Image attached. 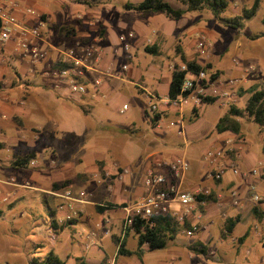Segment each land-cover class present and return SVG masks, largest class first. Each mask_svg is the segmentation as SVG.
<instances>
[{
  "label": "crops",
  "instance_id": "crops-1",
  "mask_svg": "<svg viewBox=\"0 0 264 264\" xmlns=\"http://www.w3.org/2000/svg\"><path fill=\"white\" fill-rule=\"evenodd\" d=\"M13 4H17L18 8H14ZM79 4L82 7V9H80L81 11H79L76 19L73 18L71 23H69L73 27L68 28V30H63L64 27L61 24H63L64 18H67V15L69 14L65 12L63 8L61 10L58 9L56 14H53L55 12L52 11V16L49 17L45 14L46 12L43 11V14H41L42 17L39 18L38 14L37 16L27 14V10H33L35 12L42 10V8L36 5L34 0H0V8H4L8 12H11L21 23L26 24V26L30 28L38 27L40 31L44 33L45 37L44 39L42 35V39L37 43L39 48L43 51L44 57L36 64L30 63L22 53L16 52L14 42L0 44V144L4 145L6 148L5 150H0V211L2 212L0 218L4 215L5 208L13 210L17 207V203L22 200V197L26 196H24L23 193L25 192L24 189H41V185L39 186L38 184L30 182L33 177L27 171L30 167L27 169H19L13 165V161L11 160V157L14 154L13 152L20 151L19 156H25L36 151L35 153L37 157L34 161L38 164V158H40V153L42 151L47 152L48 149H50L52 152H57L59 145L63 143L66 145V148L71 150L74 148L72 146H75L77 148L76 152L79 151L82 155L87 153V150L89 151V149L86 148V142L84 140H82V142L79 141L85 136H80L79 131L77 132L74 130L69 132V141L60 140L59 134H62L60 125L61 121L55 116L58 99L65 102V104H62L61 106L66 111L73 112L74 109H79L86 115H92L93 111H95L98 100L120 95L123 92L125 89L124 83L127 80L126 77H128L129 80L133 79L134 74H143V71L140 68L139 72L136 71L134 67L132 69V66L136 65L135 61L138 59L137 51L139 48L155 47L157 53L154 55H163V44L174 36V31L178 24V22L175 23V21H170L169 18L164 17L162 14L155 13L144 15L139 13V16L137 15L133 20L135 21L138 18L136 24L139 29L141 28V31L137 33V30L135 32L130 28V24L134 22L126 21L125 19L127 17L131 18L133 15L123 17L119 21H116L112 19L114 16L113 11L106 7V5L103 6L105 10L103 11L95 7L93 4ZM107 5H109V3ZM99 11L107 16L105 20L107 27L106 37L101 39L97 36L93 40L97 38V47H99L103 54V60H101L99 68L97 67L98 71H94L88 76V94L80 97L79 95L72 94L66 84L62 81L58 74L59 69L61 68L60 63L64 60V52L69 49H76L78 44H85L84 42H87V40L91 41L89 39L92 34L90 31L91 28L87 27H94V24L96 23L94 20L96 18H104V15L99 14ZM45 16H47V18ZM120 21L122 23L119 25L118 22ZM59 24L61 26H59ZM62 30L66 35L73 36L71 48L66 51L61 49L62 44H60V38L58 37L59 33H57ZM130 32L134 33L135 38L129 40L131 49L129 53H125L122 49L120 39L122 36H125ZM89 41L88 43H90ZM252 43L254 44V48L264 50L263 37L256 41H252ZM182 56H184L183 53H181V60ZM127 58H133L134 62H131L132 64L127 63ZM123 60L125 62H121ZM252 60L259 61L256 57ZM197 62L199 65L205 66V60H199ZM124 64H128L129 66V69L126 72H122L121 70ZM180 64H182V61L178 62L173 59L166 67L161 65V70L159 72L156 71L157 74H152L153 78H155L154 81L159 88L156 91L152 90L151 92H147L146 88L143 86H140V89L142 93L149 95L150 102H156L158 107L161 105V101L164 100L161 107H163L166 115L169 117L166 119L170 122L169 127H182L185 131L183 115H180L179 112L174 111L171 107H167L165 104L166 100L169 98L168 91L170 81L172 80V68H174V65L176 67ZM250 67L254 70L257 68L254 65H250ZM109 68L118 71L121 76L124 75V78H109L103 76L101 71H105ZM149 68L152 69L153 65L149 66ZM143 70L144 72L147 71L146 68ZM126 73L128 74L126 75ZM97 79H99L101 83L100 86L95 85ZM125 106L128 105H123L121 110L122 114L124 111L130 109L128 106V109L124 110ZM188 107H190V105L186 106L184 110ZM174 114L181 118L173 121L171 117H173L172 115ZM146 116L149 124L152 125L150 119V117L153 116L152 112H147ZM165 118L166 117L163 116L160 119L161 125ZM199 118L198 121L200 120ZM195 124L190 125L189 128ZM132 126L133 125L129 126L127 129H119L121 132H127L132 129ZM262 130L263 129L261 128L260 138L257 140L250 139L242 128L240 135L227 132L218 134V138L214 141L215 146H219V149L224 150L225 152H233L232 157L227 154L225 160H222V162L219 163V167L224 168V175H222L221 181L212 180L211 176H207L208 172L202 174L204 169L208 168L207 163H205V166H201L198 161L195 163L194 161L190 162L188 159L191 165V172L186 175V181L183 180L181 183L183 190H188L189 192L195 191L191 189V186L193 187L197 184V181L200 180V183L206 184V186L200 188L208 189L211 192L210 195L213 196V200L209 202L205 201V203L196 211L187 215L185 225L175 223L174 219H171L169 216L160 218L167 219V224H163L164 228H167V226L170 225L174 230L172 234L173 240L168 241L166 246L171 247L170 250L172 251L173 256L172 258L168 257V259L171 260L172 264H176V262L182 259V256H187L188 251L192 254L191 260L193 264H214L216 262L221 264L224 262L223 260L216 259L210 261V259L218 253L224 258H226L227 254H236L238 256L241 253L240 251H242L244 257L242 259L246 262L244 264H264V246L260 237V233L264 232V216H257L255 214V209H258L263 213L264 211L262 205L256 204L252 201V195L254 193L259 194L264 199V138ZM240 139L244 140V143L241 144ZM72 153H75V151L72 150ZM167 153L171 154V152ZM45 155L41 156L44 157ZM172 155L174 156V154H171V156ZM151 156L147 155L144 163L148 162L147 160H149ZM55 157L56 156H52V159L56 160ZM230 161L238 163L241 171L248 175L246 177L242 174L235 176L229 168ZM119 162L120 161H118V163H110V165L105 167L103 171H99L97 167H94L93 170L89 172L88 179L86 178L87 174H81L78 176L79 179L82 178V180H84L82 185L73 182V184L67 186L72 189L79 199H84L83 203H74V209L80 217L81 224L75 225L72 230L77 232L79 238L81 234L78 232V227H80L81 232L87 230L88 233L86 231L85 234L95 237V239H98L99 243L102 244L105 237L101 236L99 231H97V224L108 221L112 225L111 238L115 250L110 253L102 254L101 258H96L95 252L92 250L89 255L91 259H86L90 264H102L103 261L108 260L113 255L117 258L119 246L117 239H119L120 242L125 240V249L132 253L130 255H119L118 259L120 257L126 258L129 256H137L140 259L145 257L146 252L150 251L148 248L149 246L146 244L141 248L142 253L137 254L139 240L134 231L131 230L130 233H128V237L126 234L125 238H122V231L125 224V213L123 209L127 206L135 205L145 198L148 190L143 184V178H146L148 173L162 172L166 174L169 180H171L170 171L166 168H159V164L156 165V169L152 168L151 162H148L149 165L147 163L144 164L149 167L145 176L140 180V176H134L132 174L133 170L131 168L124 166ZM36 166L37 165H35V167ZM254 169L259 170L258 176L252 175ZM103 172L107 176L105 179L102 178ZM230 173H232V176H229ZM64 181L65 179H62L54 184H67V182L65 181V183ZM252 188H254V191ZM63 189L64 188L55 189L53 192L61 193ZM53 192H51V194ZM236 192L238 194L233 196V193ZM82 193L85 196L81 198L80 195ZM52 196L54 198L52 200H46L44 204L46 205L47 211L48 208H51L56 212V215L54 219L51 217V221L45 229L49 232L52 245H54V241L57 242L59 239H62L65 230H67L66 228L63 229L67 222L61 224V221L69 214V211H67L66 208L61 209L65 205L64 200L53 194ZM4 197H7L6 199H8L6 202L7 204L3 203L2 199H4ZM31 198L36 199L38 196L33 195ZM35 205L36 204L34 203V205L30 207L31 213H33V206ZM109 205H112V207L103 213L100 214L97 211L99 206ZM170 209L172 211H180V207L177 204L170 205ZM112 214H114V216H116V214L120 215L118 217L120 219V228L117 229V232L116 229H114L116 221L111 218ZM105 216H107L106 219ZM53 220L56 221V226L54 227L52 225ZM232 223L234 224L232 231H227ZM195 225L198 226V230L193 233L192 237H189L185 230H191ZM39 228L35 229L36 233H41V228ZM235 232L240 234L239 239L235 238ZM197 234L199 236H197ZM183 235L192 239L190 245L185 243ZM131 237L136 239L137 245L133 251L128 248V240ZM181 239L183 240L181 241ZM63 240L65 246L68 244L71 246L75 245L69 242L70 239L68 238H63ZM228 241H230L231 246H234L233 249L225 245ZM182 246H187V251L185 250L182 252L178 249ZM82 249H85V251L88 249L97 250L96 247L92 248L89 247V245L83 246ZM198 257H203L205 259L202 261L197 259ZM79 259L82 258H78L77 262ZM117 260L116 264H118ZM140 264L145 263L142 261ZM158 264L170 263L169 261L164 260ZM225 264L239 263L230 261L228 263L225 262ZM240 264L243 263L240 262Z\"/></svg>",
  "mask_w": 264,
  "mask_h": 264
},
{
  "label": "rangeland",
  "instance_id": "rangeland-1",
  "mask_svg": "<svg viewBox=\"0 0 264 264\" xmlns=\"http://www.w3.org/2000/svg\"><path fill=\"white\" fill-rule=\"evenodd\" d=\"M34 1L38 7L42 8L41 11H36L39 18L42 17L41 14H43V11L46 12L45 14L48 17L52 16V11L55 12L53 14H56L57 10H61L62 8L65 12L69 13L67 18H64L63 24H61L64 29L67 30L68 28L73 27L69 23H71L73 18L76 19L79 11H81L80 9H82L79 4L81 2L78 0ZM89 1L92 2L95 7L103 11H105L103 6L106 5V7L113 11L114 16L112 19L116 21L129 15L133 16L131 18H125L126 21H133L137 15L139 16V13L137 11L126 10L124 5H127L128 3L139 4L143 2V0ZM165 1L170 3L176 10L185 7L175 0ZM227 1L230 6L221 14L220 18H216L209 10L198 13H187L182 18L181 22H178L176 25L174 36L163 44V55L155 56L154 54H149L145 52V48L140 47L137 51L138 59L135 61L138 68L136 65H133L132 69L134 67L138 72L141 69L143 74H134L133 79L129 80L128 77L125 76L127 80L124 83L125 89L123 92L120 95L98 100L95 111H93L92 115H86L79 109H74L73 112L66 111L61 106L62 104H65V102L58 99L55 116L61 121L60 125L62 134H59L60 140L69 141L70 137L68 136V133L74 130L77 132L79 131L80 136L85 135L79 141L82 142V140H84L86 142V148L89 149V151L87 150V153L82 155L81 152H76L77 148L75 146H72L74 147L72 150L75 151V153H72V150L66 148V145L63 143L59 145L57 152H52L48 149L47 152L42 151L40 153L38 164L36 163L37 166H31L27 171L33 176L30 182L38 184L39 186L41 185V189H24L25 192L23 193L24 196H26L22 197V200L17 203V207L13 210L5 208L4 215L0 218V264H33L34 260L41 262L51 251L55 252L58 257L67 264H77L78 258L85 260L91 259L89 255L92 250L95 252L96 258H101L102 254L110 253L115 250L111 238V223L103 225L101 222L96 226L100 235L105 237L101 244L98 239H95V237L85 234L87 230L81 232L80 227H78V232L81 234L80 238L77 232L72 230L75 225L81 224L79 215H76L73 219L74 224L68 222L63 228H66L67 230H65L62 237L64 239H70L69 242L75 245L71 246L68 244L65 246L63 238L59 239L60 241H54V245H52L51 238L49 237L50 234L45 229L51 221V216L49 215L44 202L54 198L51 192L54 191L55 188L53 185L57 181L65 179L67 185H71L73 182L82 185L84 180H82V178L79 179L78 176L81 174H87L86 178L88 179L89 172L92 171L94 167H97L99 171H103V169L109 166L110 163H118V161L124 166L131 168L133 170L132 174L134 176H140L141 180V178L145 176V173H147L149 167L144 164L147 163L149 165L148 162H151L152 168L156 169L155 167L157 164L172 161L176 157H185L186 159H189L190 162L194 161L195 163L198 161L201 166H205V163H207L208 168L204 169L202 174L208 172V177L215 173V168L205 156L210 150L220 148L214 144V141L218 138L219 134L216 131V125L219 119L224 116L231 106L244 109L247 101L250 99L251 89L264 88V50L254 48V44L252 43V41L260 39L261 37L256 39L255 37L262 35L264 32V0H259V9L257 10L255 17L251 20L245 19L244 27L241 30L230 28L226 21L241 16L242 9L252 8L256 0ZM108 3L109 5H107ZM99 14L104 15L101 11H99ZM47 16L45 17L47 18ZM163 16L166 17L165 15ZM106 17L107 16L104 15V18H96L94 20L96 22L94 24L95 26L87 27L91 28L90 31L92 34L89 37L91 41L87 40V42H84L85 44L80 43L81 45L93 44L97 46V38L95 40L93 39L97 36L101 39L106 37ZM137 20L138 18L133 21L134 23L130 24V28H132V31L136 32L137 30V33H139L141 28L139 29L137 26ZM169 20L175 21L170 18ZM121 23V21L118 22L119 25ZM61 25L59 24V26ZM63 30L61 32L58 31L57 33H59V35H57L60 38V44H62L61 49L66 51L71 48L73 36L66 35ZM42 35L44 37V33H42ZM203 36L207 38L208 43L210 44L208 51L209 57H204L200 54L198 55V52L196 51V44H198ZM88 41L90 43H88ZM181 53L192 61L205 60V65L211 64L212 72L219 74V82H217V87H219V89H226L225 85L232 80L238 81L236 87L231 90L233 96L229 100L225 97L219 96L214 105L202 104L199 106V121L198 119H194L195 116L193 115V109L191 106L185 109L183 114L185 131L182 134V127H169L170 122L169 120H166L169 117L166 115L163 107H161L164 100L161 101V105L158 107V113H162V117H166L161 128H154L153 125L149 124L146 114L147 112L151 113L150 97L149 95L142 93L140 89V86L145 87L147 92L159 89L152 74H157L156 71L159 72L162 66L166 67L173 59L181 62ZM255 57L259 61L252 60ZM126 60L127 63L134 62L133 58H127ZM121 62L125 61L123 60ZM151 65H153L152 69L149 68ZM250 65H254L257 68H255V70L247 71L246 68L249 69ZM145 68L146 70L149 69L144 72L143 69ZM127 74L128 73H126V75ZM120 77L124 78V75ZM124 104L128 105L130 109L124 111L122 114L121 110ZM172 116L171 119L173 121L181 118L180 116H175V114ZM241 120L242 130L246 132L250 139L257 140L260 138L261 128L258 125L251 122L246 117ZM192 124L195 125L189 128ZM131 125H133L131 127L132 129L127 132H121L119 129H127ZM2 149L5 150L6 148L4 145L0 144V150ZM167 152H171L174 156L172 155V157L171 154ZM226 152H228V156H233V152ZM13 153L14 154L11 157L12 161L15 160L16 156L20 155V151H15ZM41 155L45 156L42 157ZM147 155L152 156L147 160L148 162L144 163ZM52 156H56V160H53ZM36 157L37 155L35 156V159ZM229 176H232V173H230ZM106 177L107 176L103 172L102 178L105 179ZM186 179L187 176L184 180L186 181ZM143 182L145 185V177L143 178ZM200 182L201 181L198 180L197 184L193 187L191 186V189L197 190L202 186H206V184ZM33 195L38 196V198H31ZM5 198L7 197H4V199ZM33 202L36 205L33 206L34 210L33 213H31L30 207L34 205ZM119 216V214H116V216H114V214L111 215V218L116 221L114 228L116 229V232L117 229L120 228ZM106 217L107 216H105V219ZM39 227L41 228V233H36L35 229ZM106 229L108 230L107 233ZM235 233V238L239 239L240 234L238 232ZM197 236L199 235L197 234ZM183 239L188 245L192 242V239L188 238L186 235H183ZM183 239H181V241ZM88 245L92 248L96 247L97 250L88 249L85 251V249H82L83 246ZM225 245L231 249L234 248L233 245L231 246L230 241ZM128 246V248L133 251L137 247L136 239L131 237L128 240ZM170 248L171 247H166L163 250L155 252L148 251L142 259L137 256H129L126 258L120 257L118 259L119 255L117 258L113 255L108 260L103 261L102 264H108L110 259H118V264H140L142 261L145 264H158L164 260L169 261V263L172 264L171 260L168 259V257L172 258L173 256ZM187 248V246H182L178 249L184 252L185 250L187 251ZM240 252L241 253L238 256L236 254H227L226 258L218 253L212 257L210 261L218 259L224 261L221 264L230 261L239 264L241 262L244 264L246 262L242 259L244 258L242 251ZM187 254V256H182V259L176 262V264H193L191 260L192 254L189 251ZM197 259L203 261L205 258L198 257ZM214 264L218 263L216 262Z\"/></svg>",
  "mask_w": 264,
  "mask_h": 264
},
{
  "label": "built area",
  "instance_id": "built-area-1",
  "mask_svg": "<svg viewBox=\"0 0 264 264\" xmlns=\"http://www.w3.org/2000/svg\"><path fill=\"white\" fill-rule=\"evenodd\" d=\"M14 8H18L17 4H13ZM27 14L36 15L37 13L33 10H27ZM43 22V21H42ZM41 22V23H42ZM135 35L133 32L122 36L120 41L122 43V49L125 53L130 52L129 40L134 39ZM42 39V32L38 27L30 28L20 22V20L8 12L4 8H0V44L14 42L16 52L22 53L25 58L29 60L30 63L36 64L44 57L43 51L38 46V41ZM209 43L206 37H202L198 44H196V51L198 55L204 57H209ZM103 60V54L101 53L99 47L95 45H81L78 44L76 49H69L64 52V60L62 64L64 68L59 69V75L62 81L66 84L70 92L74 95H79L80 97L88 94V76L94 71H98L99 64ZM98 67V68H97ZM128 64L122 66V72L128 71ZM173 72L175 67L172 68ZM179 70L184 72L187 71V66L184 64L179 65ZM253 70V68L247 69ZM103 76L113 78H120V73L109 68L105 71H101ZM216 73L211 70H202L198 74L190 73L186 80L183 82L181 88V95L177 99L168 98L165 102L167 107H171L174 111L179 112L183 115L184 108L188 105L194 110L202 105L203 97H225L228 100L233 96L231 90L236 87L237 80H232L228 82L226 89H219L217 87V82L212 81V76ZM96 86H100L101 83L99 79L95 81ZM212 88V89H211ZM128 106L124 107L127 110ZM150 109L153 115L158 113V105L156 102H150ZM161 122L159 121L157 128H161ZM183 129V128H182ZM184 133V130L181 134ZM262 135L264 138V128L262 130ZM264 141V139H263ZM240 143H244V140L240 139ZM227 153L221 149L210 150L206 154V158L210 161L211 165L215 168V173L211 175V179L214 181H221L222 175H224V168L219 167V163L225 160ZM230 170L235 174V176L244 175L241 171L238 163L230 161ZM32 166L36 165L33 161ZM159 168H166L170 171V178L168 179L166 174L162 172H150L145 178V187L147 188V195L145 198L135 205L127 206L123 209L125 213V224L122 231V238L124 239L129 228L133 227L135 222L140 221H150L153 219H159L162 217L169 216L174 219L177 224L185 225L186 217L194 211H196L200 206L205 203V200L200 201L198 196L201 194L210 196V191L204 188H198L193 192L188 190H183L182 181L187 174L191 172V165L188 159L185 157L176 158L174 161L159 163ZM253 176L259 175V170L254 169L252 171ZM254 191V188H252ZM55 196H58L65 201V205L61 208H66L69 214L65 216L61 224H64L76 217L77 212L75 211V202L83 203L84 199H79L76 194L70 188H64L61 193L53 192ZM238 193H233L236 196ZM81 198L85 195L82 193ZM8 199H3L6 203ZM252 201L256 204L262 205L264 211V199L259 194L254 193L252 195ZM177 204L180 207V211H172L170 205ZM109 223L104 222L103 225ZM154 226V223L152 224ZM198 230V226L195 225L191 230L186 229V234L189 237L193 236V233ZM108 230L106 229V233ZM261 241L264 246V232L260 233ZM108 264H116V259H110Z\"/></svg>",
  "mask_w": 264,
  "mask_h": 264
},
{
  "label": "trees",
  "instance_id": "trees-1",
  "mask_svg": "<svg viewBox=\"0 0 264 264\" xmlns=\"http://www.w3.org/2000/svg\"><path fill=\"white\" fill-rule=\"evenodd\" d=\"M82 4L85 5H92L93 3L89 0H78ZM176 2L182 4L185 6L183 9H175L172 7V5L165 0H144L139 5L134 4H127L125 5V9L128 11H137L138 13L144 14V15H150V14H162L165 15L167 18L175 20V22H179L182 20V18L190 12L198 13L203 12L205 10H209L212 12V14L216 18H220L221 14L226 11L227 8H229L230 4L227 0H175ZM259 9V0H256L252 8H243L242 9V15L238 16L232 20L226 21L227 24H229L230 28L235 30H241L244 27V20L255 17L257 10ZM263 25H264V18H263ZM264 28V27H263ZM67 30V29H64ZM264 37V32L262 35H259L256 38ZM145 52L156 54L157 51L155 47L150 48L146 47ZM182 64L187 66V71H180L179 66H176L175 71L172 74V80L170 81L169 85V91L168 96L171 99H177L181 95V88L183 85V82L186 80L187 76L192 74H198L202 70H211L212 66L211 64H207L205 66H201L198 64L197 61H192L186 58V56H182ZM61 67L64 68L65 66L60 63ZM219 74L216 73L212 76V81L215 82L218 80ZM251 96L249 101H247L245 108L240 109L236 106H231L229 110L226 111L224 116L219 119L217 125H216V131L219 134L223 133H233L236 135H240L241 133V119L248 118L250 121L258 125L260 128H264V88L261 89H251L250 91ZM218 98L216 97H203L202 98V104H210L214 105L217 102ZM199 108H195L193 110V115L195 116L194 119H198L200 117L199 114ZM162 118V113H156L152 117H150L152 125L156 128L160 119ZM35 154H27L25 156H16L15 160L13 161V165L17 168H23L27 169L31 167L32 162L35 159ZM67 184H54L55 189H62L66 188ZM54 189V190H55ZM198 199L200 201L205 200L207 202L213 200V196H207L204 194H201L198 196ZM112 205L109 206H99L97 211L101 214L104 211L110 209ZM50 216L54 219L56 212L48 208ZM255 214L257 216H264L263 212H260L258 209H255ZM2 215V212L0 211V217ZM167 219H153L150 221H136L134 226L129 228L127 232L134 231L135 234L138 236L139 240V247H138V253L141 254V248L144 247L146 244H148V248L150 251H156L163 249L167 246L168 241L173 240L172 234L174 230L169 226L167 228L163 227V224H167ZM70 224H74V221H70ZM154 223V226L152 224ZM53 227L56 226V221L53 220L52 222ZM234 224L232 223L231 226L228 227L227 231H232ZM118 241V255H130L131 252L127 251L125 249L126 242L125 240L123 242ZM33 264H67L65 261L61 260L56 253L51 251L48 253L43 261L39 262L38 260H35ZM77 264H90L87 261L83 259H79Z\"/></svg>",
  "mask_w": 264,
  "mask_h": 264
}]
</instances>
